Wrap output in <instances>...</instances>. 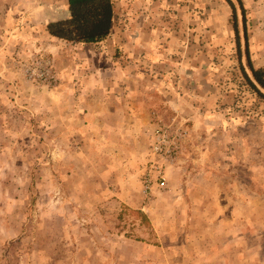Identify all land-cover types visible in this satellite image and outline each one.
<instances>
[{
  "label": "rangeland",
  "instance_id": "1",
  "mask_svg": "<svg viewBox=\"0 0 264 264\" xmlns=\"http://www.w3.org/2000/svg\"><path fill=\"white\" fill-rule=\"evenodd\" d=\"M231 1L112 0L84 44L0 0V264H264V0Z\"/></svg>",
  "mask_w": 264,
  "mask_h": 264
},
{
  "label": "trees",
  "instance_id": "2",
  "mask_svg": "<svg viewBox=\"0 0 264 264\" xmlns=\"http://www.w3.org/2000/svg\"><path fill=\"white\" fill-rule=\"evenodd\" d=\"M226 1L236 19L234 4L231 0ZM239 4L241 6L242 25L246 34L244 8L241 2ZM68 11L67 18L51 20L46 24L45 30L50 36L66 42L92 44L105 40L109 35L113 24L112 0H68ZM233 28L239 46L236 22H233ZM246 43L245 39V45ZM246 58L250 75H247L241 68L243 78L251 90L264 99V67L255 68L251 64L247 49ZM143 217L147 220L145 216Z\"/></svg>",
  "mask_w": 264,
  "mask_h": 264
},
{
  "label": "crops",
  "instance_id": "3",
  "mask_svg": "<svg viewBox=\"0 0 264 264\" xmlns=\"http://www.w3.org/2000/svg\"><path fill=\"white\" fill-rule=\"evenodd\" d=\"M51 1H55V2H53L52 4H50L48 6L49 15L46 16V17L45 16H42V19H41V21L44 23L45 26L51 20H55V19H65L69 15V11H68V0H51ZM40 9L41 8H37V11L40 10ZM50 37L52 39H55V40H58V41H64V40H61V39H58V38H55V37H52V36H50ZM253 51L256 52L257 49H253ZM255 61H256V63L254 64L255 66H257V67H264V62L260 63L257 60H255Z\"/></svg>",
  "mask_w": 264,
  "mask_h": 264
}]
</instances>
